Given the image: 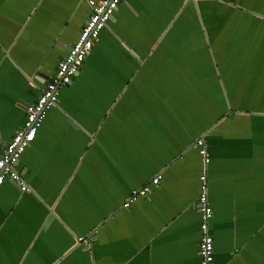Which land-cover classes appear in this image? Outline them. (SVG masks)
Listing matches in <instances>:
<instances>
[{
	"label": "crops",
	"instance_id": "obj_1",
	"mask_svg": "<svg viewBox=\"0 0 264 264\" xmlns=\"http://www.w3.org/2000/svg\"><path fill=\"white\" fill-rule=\"evenodd\" d=\"M88 1L0 0V154ZM17 170L0 264H200L205 171L214 264H264V0H123Z\"/></svg>",
	"mask_w": 264,
	"mask_h": 264
},
{
	"label": "built area",
	"instance_id": "obj_2",
	"mask_svg": "<svg viewBox=\"0 0 264 264\" xmlns=\"http://www.w3.org/2000/svg\"><path fill=\"white\" fill-rule=\"evenodd\" d=\"M123 0H89L91 15L84 25L78 41L71 47L66 56L59 61L56 76L52 82H48L42 89L38 99L26 109V118L21 128L15 133L13 139L6 144L0 154V188L6 180L17 183L22 193H29L30 187L22 174L17 170V165L22 154L35 140L37 132L41 127L47 112L56 107L59 102V89L69 85L77 76L91 53L94 44L99 40L101 32L108 27L109 22L120 3ZM27 135L24 133L28 130ZM200 147V154L205 164L209 162L208 153L204 139L196 141ZM208 176L205 171L200 176V194L197 207L202 213L201 240L199 244L200 264H214V239L209 232V223L213 217V210L208 197ZM161 176L152 179L151 184L157 185ZM150 192V185L132 191L125 203L128 207L138 198L146 197ZM79 242L88 244L90 238L81 237Z\"/></svg>",
	"mask_w": 264,
	"mask_h": 264
},
{
	"label": "snow or ice",
	"instance_id": "obj_3",
	"mask_svg": "<svg viewBox=\"0 0 264 264\" xmlns=\"http://www.w3.org/2000/svg\"><path fill=\"white\" fill-rule=\"evenodd\" d=\"M30 130H31V129H28V130L24 133V135H27V132L30 131Z\"/></svg>",
	"mask_w": 264,
	"mask_h": 264
},
{
	"label": "water",
	"instance_id": "obj_4",
	"mask_svg": "<svg viewBox=\"0 0 264 264\" xmlns=\"http://www.w3.org/2000/svg\"><path fill=\"white\" fill-rule=\"evenodd\" d=\"M53 81V78L49 80V82H52Z\"/></svg>",
	"mask_w": 264,
	"mask_h": 264
}]
</instances>
